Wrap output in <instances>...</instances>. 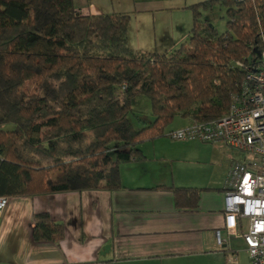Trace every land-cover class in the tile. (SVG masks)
Instances as JSON below:
<instances>
[{
    "label": "trees",
    "instance_id": "1",
    "mask_svg": "<svg viewBox=\"0 0 264 264\" xmlns=\"http://www.w3.org/2000/svg\"><path fill=\"white\" fill-rule=\"evenodd\" d=\"M213 1L189 6L186 44L147 52L128 44L127 13H84L73 0H0V196L119 188L120 164L142 159L140 145L166 136L175 117L226 114L263 51L264 0H223L222 33L198 16ZM28 81L36 82L31 92ZM138 95L150 101L146 125L131 120L146 122L132 107ZM165 188L183 210L197 207L205 189ZM33 221L35 241L63 238L47 212Z\"/></svg>",
    "mask_w": 264,
    "mask_h": 264
},
{
    "label": "crops",
    "instance_id": "2",
    "mask_svg": "<svg viewBox=\"0 0 264 264\" xmlns=\"http://www.w3.org/2000/svg\"><path fill=\"white\" fill-rule=\"evenodd\" d=\"M201 1L73 3L84 13L121 12L134 17L135 23L144 20L138 29L131 20L128 44L133 49L164 52L186 42L193 26L187 7ZM181 142L186 141L166 136L144 141L142 159L120 164L121 186L116 189L8 197L0 214V264H250L242 238L227 235L223 229L225 180L232 162L245 155L225 144H214L220 151L218 159L191 160L198 166H220L207 174L187 167L190 159L177 146ZM169 186L205 189L199 193L197 207L183 210L177 208L172 190L165 188ZM38 212H47L63 225L61 240L33 239V215ZM218 230L225 240L220 245L215 237ZM231 255L235 259L230 262Z\"/></svg>",
    "mask_w": 264,
    "mask_h": 264
},
{
    "label": "built area",
    "instance_id": "3",
    "mask_svg": "<svg viewBox=\"0 0 264 264\" xmlns=\"http://www.w3.org/2000/svg\"><path fill=\"white\" fill-rule=\"evenodd\" d=\"M243 2L245 0H233ZM264 45L258 64L231 94L226 114L171 129L166 137L176 141L223 143L245 158L230 165L224 189L223 229L240 236L250 264H264ZM242 66L240 62H237ZM125 83L122 88H125ZM8 197L0 196V214ZM220 245L225 240L215 233ZM235 259L234 255L228 257Z\"/></svg>",
    "mask_w": 264,
    "mask_h": 264
},
{
    "label": "rangeland",
    "instance_id": "4",
    "mask_svg": "<svg viewBox=\"0 0 264 264\" xmlns=\"http://www.w3.org/2000/svg\"><path fill=\"white\" fill-rule=\"evenodd\" d=\"M230 7V3L224 2L223 0H214L212 4L208 7H201L198 10V16L200 20L207 21L210 25H213L216 30L219 33L224 32L227 29V21L229 19L227 10ZM189 8V12H192L191 7ZM131 16V15H130ZM158 17V16H157ZM193 17V13H192ZM160 18V17H158ZM131 20L133 21L134 29H138L140 26V23L145 22L144 20H136V23L138 25L135 26V18H130L129 24H131ZM188 42V36L187 40L184 44ZM145 51V50H143ZM148 52V51H147ZM264 57V56H263ZM36 85L35 81H28L24 85L23 89L25 91L31 92L33 91L34 87ZM115 90L117 93L120 91L119 86L115 87ZM132 107L135 109V111H138L139 117H142L144 123H139L136 117L132 116L131 120H133V123L135 125H146L148 121L150 120V101L147 97L143 95L135 96L132 100ZM134 118V119H133ZM188 120L185 118L175 117L174 120L169 124L170 126H181L185 124ZM12 127L11 124L5 125V128L10 129ZM186 143V144H182ZM198 143V144H195ZM214 144L218 143H209V142H200V141H186L178 143L177 146L179 147V153L182 155H185L190 159V164L187 165L190 169H199L201 171H205L207 174L211 173L213 170H219L220 166H214L209 163H198V165L194 164L196 162L191 161L194 159H201L202 161L211 160L214 158L220 157V151L213 148ZM223 144V143H222ZM200 145V146H199ZM235 243V242H234Z\"/></svg>",
    "mask_w": 264,
    "mask_h": 264
},
{
    "label": "water",
    "instance_id": "5",
    "mask_svg": "<svg viewBox=\"0 0 264 264\" xmlns=\"http://www.w3.org/2000/svg\"><path fill=\"white\" fill-rule=\"evenodd\" d=\"M258 54H260V53H258Z\"/></svg>",
    "mask_w": 264,
    "mask_h": 264
}]
</instances>
